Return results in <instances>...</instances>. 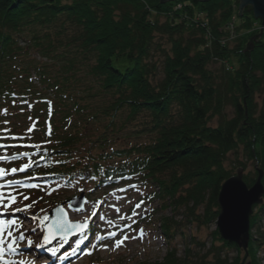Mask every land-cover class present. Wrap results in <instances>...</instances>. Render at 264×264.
Here are the masks:
<instances>
[{
	"label": "trees",
	"instance_id": "obj_1",
	"mask_svg": "<svg viewBox=\"0 0 264 264\" xmlns=\"http://www.w3.org/2000/svg\"><path fill=\"white\" fill-rule=\"evenodd\" d=\"M238 5L239 0H0V110L26 107L19 114L27 121L23 131L10 133L21 135L35 125L33 142H41L50 125L48 150L74 154L57 156L71 163L42 167L31 183L70 188L66 179L85 171L89 158L113 167L137 162L140 179L133 182L158 185L162 195L154 190L153 198H165L160 207L173 212L162 225L165 242L184 223L200 228L214 222L221 184L233 169L245 167L236 160L227 169L228 154L240 150L264 172V107L257 109L255 102L264 94V32L247 52L255 32L231 39ZM236 14L237 30L261 24L251 6ZM213 63L218 72L208 68ZM8 116L0 115V129H9L3 125ZM244 180L248 186L254 182ZM126 183L116 180L100 190ZM25 194L46 198L39 189ZM178 215L181 223L174 221ZM259 218L252 216V230ZM249 236L251 264H261L255 250L264 244V231ZM231 248L241 251L215 230L208 246L190 237L182 255L172 247L162 260L142 264H240L238 253L224 252Z\"/></svg>",
	"mask_w": 264,
	"mask_h": 264
},
{
	"label": "snow or ice",
	"instance_id": "obj_2",
	"mask_svg": "<svg viewBox=\"0 0 264 264\" xmlns=\"http://www.w3.org/2000/svg\"><path fill=\"white\" fill-rule=\"evenodd\" d=\"M11 95L15 96L14 93ZM46 103L51 108L52 102L46 101ZM0 115L8 116V110H0ZM4 123L7 124L8 121L5 120ZM4 131L10 133L11 129H4ZM35 132V125H33L21 135L10 136L9 138L12 140L25 141L22 144L11 146L24 150L12 152L10 155L7 152L0 155V164L16 165L12 167L0 166V264H37V261L41 259H47L50 264H57L58 260L64 259L68 261V264H71L69 255H75L82 251L81 245H84L85 242L88 245L86 254L90 255L92 250L102 248L115 251L124 246L126 240H143L146 237L147 233L143 227L134 228L133 225H138L139 221L147 219L149 208L146 205V199L151 201L155 193L146 195L147 184L133 182L140 179L137 162L124 161L120 167H113L111 164L106 166L100 163L93 164L89 158L85 171L73 174L65 181V187L70 185L80 192L87 188L93 194L103 188L105 184L112 187L113 181L127 182L124 186H118L108 194V198L115 196L116 192L125 193L127 197L118 198L122 200L119 206L109 205L116 219L106 221L110 230H107L105 234H99L96 231L99 221L102 219L97 208L102 202H106L107 198L103 201L86 202L88 208L91 209V214L88 213V208L73 207L70 202H65L67 210L64 205H60L51 210L52 214H49L47 209H38L37 205L44 197L37 196L33 199L23 190L39 189L46 196H50L57 188L42 187L36 183H27V181L38 179L36 173L42 167L57 168L71 163L70 160L57 159V156H74V154L57 153L55 149L48 150L47 145L53 144L50 125L43 133L48 139L33 142ZM55 143L58 144L59 141H55ZM0 147L4 146L0 145ZM125 169L128 171L127 175ZM18 173L23 174V178H18ZM51 174L66 175L64 173ZM82 180H91L94 186L88 184L80 186ZM133 193L137 194L136 199L131 198ZM251 196L252 193L246 192L238 181L229 180L223 186L221 198L225 215L230 214L233 201L236 198L247 199ZM69 211L78 212L81 218L71 219L68 215ZM131 232H135L136 235L130 236ZM73 235L77 239L73 241L75 247H72L71 254H69L65 246L69 245L70 237ZM90 236L91 239H89ZM103 241H112L113 243L110 247L106 243H101ZM61 250H64L63 253Z\"/></svg>",
	"mask_w": 264,
	"mask_h": 264
},
{
	"label": "rangeland",
	"instance_id": "obj_3",
	"mask_svg": "<svg viewBox=\"0 0 264 264\" xmlns=\"http://www.w3.org/2000/svg\"><path fill=\"white\" fill-rule=\"evenodd\" d=\"M171 1H173V0H171ZM165 2H168V0ZM199 2H201V1H199ZM239 4H240V0H239ZM238 6H237V8L235 7L234 20H236V21L231 23L230 28H229V31L231 30L234 32L230 36L231 39L234 38L233 35H235V34L238 35L237 37H240V36L248 35V34L254 33V32L255 33L253 36L258 35L260 32H261V36H262V33L264 32V26L259 24L257 21H256V23L252 24L250 29L238 28V30H237L234 28V25H236L237 23L239 24V20L236 18L237 17L236 13L239 11ZM180 7H181L180 5H177L175 8L179 9ZM237 9H238V11H237ZM200 15H202V14H200ZM252 20L254 21V18H252ZM261 36L259 38H261ZM248 42H247V44H248ZM163 43H165V41H163ZM253 47H254V44H253ZM35 58L37 59V60L35 59L36 61L39 60L38 62H43V60L40 59L37 55H35ZM219 67L220 66L218 63H213V64L209 65L208 68L212 71L218 72L217 70L219 69ZM160 77H161V74H159V78ZM34 83H35V85H37V82H34ZM255 102L257 105V109H262L264 107V94L256 96ZM25 109H26V107L22 110L24 111ZM7 110L10 112V115L8 116L10 119L7 120L8 125H6V127L11 129V131L16 132V133L22 132L23 128L27 124V121L23 122V120H25V118L23 116L19 115V114H21L22 110L19 108L13 109V110L7 108ZM228 116H230V110H228ZM3 125L5 126L4 122H3ZM209 125L212 127L216 126L217 125L216 118L212 119L211 122L209 123ZM119 144L122 145L123 141L119 142ZM236 160L245 163L244 172H243L244 176L254 178V180H255L257 177V174L255 175V173H257V171L255 170V164L256 163L254 161H246L244 155H242V152L240 150H238L237 154H234V153L228 154L226 161H225V164H224L225 167L227 169H233V167L236 165L235 164ZM237 169H233L231 175H234L236 173ZM263 177H264V172H263ZM243 179H244V177H243ZM84 184H86V183L82 182L80 184V186H82ZM154 190H156L157 193L159 192L160 195H162L161 190L159 189V186L157 185V189H156L155 184L147 185V188L145 189L146 195H150L151 192H153ZM75 192H76L75 188H70V189H66V190L62 189L61 191H59L57 193L52 192V194L50 196H46V198L41 200L43 202L41 208L50 210L51 208L56 206V204H55L56 201H61V203H65L69 198L76 195ZM77 192H79V191H77ZM109 193H111V192H109ZM109 193H104L102 191L97 190L95 192V194H93L87 188H85L83 191V195L85 196L86 202L103 201V200H105V198H107L106 202H102L97 208L98 214L102 217V219L99 221V226L96 228V231L99 234L105 233L107 230H110L108 225L106 224V221L108 219H113V220L116 219V217L113 216V213L110 210L109 205L110 204H116L117 206H119V204L122 202V200L118 199V198H121V197L126 198L127 197V194H125V193L116 192L115 196L108 198ZM131 198L136 199L137 194L133 193ZM163 202L167 203V200L165 198H162V197H160V198L157 197V200H156V198H153L151 201H147V199H146V205L149 208V212L147 214V219L139 221L138 225H133L134 228L143 227L145 229V232L147 233V235L143 240L129 239V240H126L124 242V246H121L120 248H118L115 251L104 250L101 248L99 250H92L90 255L86 254V252L88 250V245H87V242H85L84 245H81L82 251L77 252L75 255H69V258H72L70 260L71 264H142V263H153V262L162 260L163 257L166 255L167 251L172 247L177 249L179 255H182V252L184 251V246L188 242V239L190 237H195L196 239H200L201 241H205L206 246L209 245L211 239L213 238L214 231L216 230V220L214 222L209 223V224L202 226L200 228H197L195 226V224H193V223H190V224L184 223L177 230V234L170 239L171 242H169V243L165 242L162 239V233L164 231V228L162 225H163L165 218L174 217V215L170 209L165 208V210H164V208L160 207V205L161 206L163 205V207H164ZM26 203H27V201H26ZM263 204H264V195L262 198V204L261 205L257 204V205H254L252 207V214L250 216V220L252 219V216H255V215L260 216V218L258 219V222L256 223L255 228H253V230L249 226V230H248L249 235H250V233H258L260 231H264V208L262 207ZM64 206L67 210V204H64ZM86 206H88L87 203H85L84 208ZM155 209H156V214H154V212H153ZM151 212H153V213H151ZM69 214H70V211L68 212V215ZM180 215H178V217L175 218L174 221L176 223L182 222L183 218ZM25 226L27 227V224ZM131 235H136V233L131 232L130 236ZM91 238L92 237L90 236L89 239H91ZM257 238H258V235H257ZM73 241H75V239H71L69 241V242H71L70 246L69 245L65 246V249L67 250V252L69 251L68 252L69 254H71L72 247H75V244L73 243ZM101 243H106L111 247L113 242L112 241H103ZM216 244H219V243L216 242ZM250 244L251 243H250V236H249V240L247 242V248H246V251L249 250V255H247V252L245 250H243L242 248H241L242 250L239 251V253L236 252V250L234 248L226 249L224 252H226V254L230 257H234L237 255L236 253H238L239 257H240V261H241L240 264H251V261H252L251 257H250L251 256V254H250L251 249H249ZM61 251L63 252L64 250H61ZM255 256L260 261L261 264H264V244H261L259 246V248H256ZM28 258L31 259L32 257H28ZM41 260H42L41 262L44 264H46V263L50 264V261H48L47 259H41ZM37 264H38V262H37ZM57 264H68V263H66V260L61 259V260L57 261Z\"/></svg>",
	"mask_w": 264,
	"mask_h": 264
},
{
	"label": "water",
	"instance_id": "obj_4",
	"mask_svg": "<svg viewBox=\"0 0 264 264\" xmlns=\"http://www.w3.org/2000/svg\"><path fill=\"white\" fill-rule=\"evenodd\" d=\"M165 1L167 0H161V3H165ZM198 1L205 2L208 0ZM247 5L251 6L253 17L255 19L261 20V25L264 26V0H240V4L238 6L239 11H241L242 8ZM260 36L261 32L258 35L253 36L249 40L244 51L247 52L252 50L254 41ZM256 171V179L254 180L252 185L248 186L243 179L244 168L239 167L234 175L230 176L221 184L217 195V204L219 211L216 219V228L220 234V237L222 240L229 243H234L237 247L242 248L245 251L247 248V242L249 240L248 230L250 226L252 207L257 204H262V197L264 195V186L262 183L263 171L258 168ZM229 180L238 181V183L243 186L246 192L252 193V196L251 198L247 199L236 198L233 201L230 214L226 216L221 198L223 195V186ZM70 203L73 205V207H82L84 199L83 197L73 198L70 200ZM50 214H52V212H50Z\"/></svg>",
	"mask_w": 264,
	"mask_h": 264
},
{
	"label": "bare ground",
	"instance_id": "obj_5",
	"mask_svg": "<svg viewBox=\"0 0 264 264\" xmlns=\"http://www.w3.org/2000/svg\"><path fill=\"white\" fill-rule=\"evenodd\" d=\"M40 207H38L39 209ZM85 208H88V206H86ZM88 213L91 214V209L88 208ZM69 217L73 220H76V219H80V215L78 214V212H74V211H70V214H69ZM95 220V218H93ZM217 219V218H216ZM217 230V228H216ZM218 231V230H217ZM219 233V232H218ZM220 236V234H219ZM221 238V237H220ZM71 244V242H69V245ZM69 252V251H68ZM63 253V252H62ZM71 260V259H70ZM47 264V263H46Z\"/></svg>",
	"mask_w": 264,
	"mask_h": 264
}]
</instances>
